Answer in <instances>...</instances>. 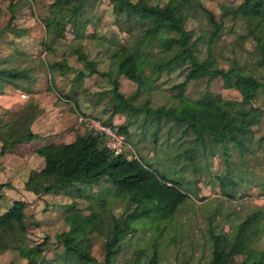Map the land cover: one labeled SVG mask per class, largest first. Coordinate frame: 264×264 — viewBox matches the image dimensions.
<instances>
[{
    "label": "rangeland",
    "instance_id": "1",
    "mask_svg": "<svg viewBox=\"0 0 264 264\" xmlns=\"http://www.w3.org/2000/svg\"><path fill=\"white\" fill-rule=\"evenodd\" d=\"M168 1L159 0L158 2L165 6ZM239 1L178 0L172 13L186 28L187 42L197 39V53L201 59L207 53L208 40L214 22L221 21L219 34L212 39L209 45L217 65L228 68L233 61H236L239 64L253 67L256 57L255 39L251 35H247L244 20L234 17L233 9ZM78 3L79 0H0V63L16 65L15 67L20 65L29 67V71L33 75L35 74V77H40L35 87L38 90L43 89V95L51 94L57 100L63 101L59 99L63 92L54 88V73L57 71L50 70L47 73L44 61L36 50L32 51L33 47L41 48V51L45 50L42 53H44L47 63L52 59L67 56L69 67L65 74L68 80L77 70L88 71L85 59L80 54L88 59H93L96 67L105 71L106 74L94 72L85 75L86 86H81L82 83L80 86L82 88L81 97L86 101L88 109L81 113L107 120L111 109L108 105L112 100L109 77L112 76L115 69V61L110 56L111 52L118 42L126 40L130 29L137 32L140 27L138 25L133 28L129 19L125 20L123 15L115 18L109 0H86L84 3L86 11L83 14L89 15L91 21L86 26L87 35L81 40L74 38L73 32L66 28L58 35L56 29L60 23L52 26L54 29L51 33L47 32L44 15L50 8L52 11H57L61 18ZM11 14L14 17H11ZM13 18L15 19L13 20ZM141 23L145 24L147 21ZM92 31L96 36L90 34ZM20 32L22 33L19 35ZM79 43H81L79 48L82 53L75 54L72 49ZM17 56H20L21 60ZM4 58L7 60L1 61ZM21 62L25 64L22 65ZM186 69L187 66H178L171 68L168 72L162 71L150 92V105L173 103L177 97L182 95L204 103L207 102L210 106V113L206 121L211 126H217L221 111L236 112L241 105L240 99L244 86L240 78L220 75L212 81H208L207 75L196 72L185 85L174 86L184 78ZM253 71L259 77L264 78L263 68H253ZM18 81L22 83L20 86L23 88L30 84V81L26 79ZM63 83L66 84L65 79ZM77 85L79 87V83ZM134 86L133 81L119 78L118 89L125 94L131 93ZM32 97L26 98L20 103L14 102L9 107L0 105V134L2 136L7 130L10 119L17 114L21 107L26 106L30 100L32 101ZM52 98L53 96L46 97L49 102ZM62 98L64 99V97ZM141 100H143V96L137 97L138 102ZM254 104L263 110L259 122L253 126L257 135L256 139H258L264 133L263 92H259L254 101L242 105L249 108ZM35 107L40 109L38 104ZM42 108L44 109V106ZM127 111L128 109L126 110V106H124L113 115L112 119H115L117 124L121 123L127 117ZM48 113H44L48 117L42 121L35 117L34 129L41 133L47 131H49L48 133H58L67 127V124L60 125L55 121L53 122L55 126L51 125L48 118L52 117H49ZM140 118V114L132 117V122L129 125L131 134L126 136L127 144L124 150L129 156H140L150 161L166 176L179 179L189 197L185 198L175 218L168 224L164 223L163 225L162 222H158L152 214L142 219L128 217V221L137 228L124 236L123 247L117 254L114 264H122L128 257H132L135 249L140 246L145 249V252H151L153 247L149 244L151 241L149 236L155 238L157 229H159V233H162L156 239L159 247L158 264H209L216 250L225 251L231 246L238 224L251 213V220L237 237L241 245L236 248L233 254L232 264H249L251 260L258 257L259 250L264 247V141L255 143V154L257 160L261 161L258 171V175L262 179L261 187L259 182L254 184L257 179L254 171L250 179L246 170L244 173L247 176V181L241 180L236 187L235 197L228 198L219 192L217 185L209 184L208 181L211 178L214 179L215 174L223 173L226 170L227 160L236 163V169L230 165L233 173L243 169L244 163L236 148L228 146L229 159L227 160L224 154L216 152L213 155H208L205 160L199 161L197 169L195 168L194 171L189 166L180 168L178 161L170 157L174 146L166 144L164 136L166 124L161 125L158 143L155 145L148 132L146 136L142 135L141 128L138 126ZM76 130L86 131L87 128L82 125L78 126L74 132ZM148 130L149 128L146 131ZM74 132L56 137L55 140H65L74 136ZM17 157V150L11 154L0 153V184H2L0 212L8 207L14 199L19 198L25 201L23 242L27 244L44 242L46 258L59 253L62 246L56 238V233L69 227L65 220V214L68 203L72 202L83 213H90L94 209L100 214L99 221H96V216H94L90 220L80 223L75 230V236L83 249L90 251L97 258H101L105 235L111 231L113 219H121L129 209L127 189L110 186L109 190L104 192L103 188L107 182L103 180L104 176H100L93 181L72 182L68 185L72 191L70 194L48 192L36 195L26 190L23 185L30 165L28 157L21 155L26 158L24 161L20 156L21 160ZM20 162L22 165L17 164ZM37 164L39 162L35 160L33 165ZM103 196L105 197L102 198L103 203L99 202ZM192 197H194L193 201ZM256 209H260V211L253 214ZM210 232L216 238L212 237ZM254 237L256 238L254 239ZM247 239L248 241H245ZM25 262L26 257L18 249L8 247L0 251V264H24ZM52 264L64 263L52 261Z\"/></svg>",
    "mask_w": 264,
    "mask_h": 264
},
{
    "label": "trees",
    "instance_id": "2",
    "mask_svg": "<svg viewBox=\"0 0 264 264\" xmlns=\"http://www.w3.org/2000/svg\"><path fill=\"white\" fill-rule=\"evenodd\" d=\"M85 1L79 0L77 5L69 9L65 15L63 14L62 19L59 18L57 11L48 8V13L44 15L47 32L51 33L54 29L52 26L60 23L56 29L58 35L66 28L73 32L74 38L81 40L87 35L86 26L91 21L89 15L83 14L86 11ZM158 1L109 0L115 18L123 15L125 20L129 19L133 28L139 25L140 30L134 32L130 29L126 40L118 42L111 52L110 56L115 61L114 72L109 77L112 100L108 106L111 109L107 120L102 119V121L115 126L126 137L131 134L129 125L132 117L140 114L138 126L141 128L142 135L146 136L148 132L155 145L158 143L161 125L166 124L164 133L166 144L174 146L170 157L178 161L180 168L189 166L192 171L197 169L199 161L205 160L208 155L216 152L224 154L226 160L229 159L228 146H232L241 155L243 169L233 173L230 165L236 169V163L227 160L226 170L215 174V178H211L208 183L217 185L221 194L233 198L238 183L241 180L247 181L244 173L247 170L250 179L254 171L257 175L254 184L259 182L261 187L262 179L258 175L261 161L257 160L255 143L264 141V133L256 139L257 135L253 126L259 122L263 110L256 104L249 108L242 104L254 101L259 92L264 93V78L253 71V68L257 69V67L264 69V0H240L234 7V17L244 20L247 35L255 39L256 57L253 67L233 61L228 68L217 65L209 49L212 39L219 34L221 21L214 22L208 40L207 53L201 59L197 53V39L187 42L186 28L172 13L178 0H169L165 6L160 5ZM142 21L147 23L143 24ZM116 24L118 26V23ZM90 34L96 36L94 31ZM79 46L81 43L72 49L75 54L82 53ZM80 55L85 59L88 71L77 70L71 78V88L85 75L94 72L106 74L105 71L96 67L93 59ZM68 65L66 57L52 59L49 63H45L47 72L57 70L65 73ZM178 66H187V69L184 78L174 84L176 87L185 85L196 72L207 75L208 81L220 75L240 78L244 83L240 99L242 106L240 105L235 113L221 111L217 126H211L206 121L210 113L207 102L182 95L173 103L150 105L149 95L161 72H168L171 68ZM28 70L29 67L23 66H0V90L6 83H15L17 77L27 76ZM121 77L135 83L131 93L125 94L118 89ZM70 90L62 91L61 95L69 96ZM139 96H143V100L138 102ZM35 106L33 100H30L10 119L4 136L0 134L1 154L19 142L30 141L38 136V133L30 128V123L40 110ZM124 106L126 110L128 109L127 117L117 124L112 117ZM75 121L79 126L84 125L87 130H76L71 139L47 141L35 148V151L42 156L43 164L29 171L24 181V188L36 195L48 192L70 194L72 191L68 185L72 182L93 181L104 176L103 180L107 182L103 188L104 192H107L110 186L127 189L129 209L121 219H113L111 231L105 235L103 242V255L97 258L81 247L75 236V230L80 223L94 216L96 221H99L100 214L94 209L90 213H83L72 202L68 203L65 220L69 227L56 233L62 250L55 253L53 257L46 258L44 242L35 244L23 242L25 201L19 198L14 199L0 212V251L8 247L18 249L26 257L24 264H52V261H62L64 264H114L117 254L123 247L124 236L137 228L128 221V217L142 219L152 214L163 225L171 223L188 196V192L179 179L161 173L156 166L143 157L129 156L124 149L119 153H113L106 144L104 132L88 128L84 123L77 121L76 113ZM148 128L149 130L146 131ZM248 158L251 160L249 161ZM193 199L194 197L191 198L192 201ZM259 211L260 209L254 210L253 214ZM251 218L252 213L238 224L231 246L225 251L216 250L209 264H232L233 254L241 245L237 237ZM156 232L158 237L149 236L151 238L149 244L153 247L151 252L147 253L143 247H137L133 256L128 257L122 264H158L159 247L156 239L162 233H159V229ZM210 233L212 237H215L212 232ZM249 264H264V247L259 250L258 257L251 260Z\"/></svg>",
    "mask_w": 264,
    "mask_h": 264
},
{
    "label": "crops",
    "instance_id": "3",
    "mask_svg": "<svg viewBox=\"0 0 264 264\" xmlns=\"http://www.w3.org/2000/svg\"><path fill=\"white\" fill-rule=\"evenodd\" d=\"M40 49L41 48L37 49V48L33 47L32 51L36 50L37 54L44 61V65H45L46 61L44 59V53H42L43 51L45 52V50L41 51ZM41 53H42V55H41ZM17 58L20 59V56H17ZM66 59H67V56H66ZM6 60H7V58H4V60H1V61H6ZM23 63L21 62L22 65H23ZM0 66L2 67V66H7V65L2 64V62H1ZM14 66H16V65H14ZM28 72L29 73H28L27 76L17 77L15 79V83H6V84H4V86L0 90V105L9 107L14 102H17V103L19 102L20 103L22 100H24L26 98H30L31 96H33L32 97L33 100H34L33 103H35V105L38 104V106L40 107V110H39L40 112H38L37 115L35 116V117H37L36 119L39 120V118H40L41 121L45 120L48 116H45L44 113L45 112H49L48 113L49 117L53 118V119L52 118H48V120L50 121L51 125L55 126V124H53L54 121L57 124H60V125L67 124V127H65L64 129L60 130L58 133H48L49 131H47L45 133H41V132H38L33 127V125H34L33 121L35 119V117H34L33 121L30 123V128H31L32 131L37 132L38 136L33 138V139H31L30 141L19 142V143L13 145L12 147H10L8 149L9 151L6 150L4 153H2V154H9V153L11 154V153L16 152V150H17V153H18V157L17 158L19 160H21V158H22L23 161L26 158L21 157V155L27 156L28 157L27 160H29V163H30V165L28 167L29 168L28 173H29V171L31 169L39 168L43 164V158H42L41 155H39L35 151V148L39 144L45 143L47 141L55 140L56 137L58 138V137H61L63 135H69L70 133L73 134L75 129H77L78 126H79L78 123H76V121H75V113H77V112H86L84 110L88 109V108H87L86 101L83 100V98L81 97L82 96V91H81L82 88H81V86H83V87L86 86L85 85V77L86 76L83 77V79H81L78 82H76V84L73 86V88H71L72 87L71 86L72 85L71 84V78L73 76L68 80V78L66 77V74H65L66 72L65 73H61L59 71L55 72L54 73V80H55L54 81V84H55L54 88H56V90L60 89L61 91L71 89L69 96H64V95L60 94L59 99H61L63 101H59V100L56 99V97L54 95H51V94L43 95L44 94L43 93L44 90L43 89H39L38 90V88L35 87V85L38 84V80L40 79V77H35V74L33 75V73H31L29 70H28ZM47 73H49V72H47ZM20 79L29 80L30 81L29 86H27L25 88L21 87L20 86L21 82L18 81ZM64 79L66 81V84L63 83ZM78 83H79V87L77 85ZM80 83H82L81 86H80ZM57 95H58V91H57ZM50 96H53L54 99L52 98L50 100V102H49L48 99H46V97H50ZM62 97H64V99ZM68 99H70L71 101L68 102L67 101ZM43 106H44V109L42 108ZM68 109H69V111H68ZM49 137H53V138L50 139ZM72 137L73 136H71L69 138H66L65 140L71 139ZM0 144H1V142H0ZM35 160H37L39 162V164L33 165ZM17 164L22 165L21 162L17 163ZM28 191H30V190H28Z\"/></svg>",
    "mask_w": 264,
    "mask_h": 264
},
{
    "label": "built area",
    "instance_id": "4",
    "mask_svg": "<svg viewBox=\"0 0 264 264\" xmlns=\"http://www.w3.org/2000/svg\"><path fill=\"white\" fill-rule=\"evenodd\" d=\"M76 119L84 123L88 128L104 132L106 144L113 153L121 152L127 144L126 137L123 133L118 131L115 126L103 122L101 118L95 115L77 112Z\"/></svg>",
    "mask_w": 264,
    "mask_h": 264
}]
</instances>
